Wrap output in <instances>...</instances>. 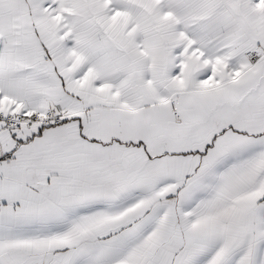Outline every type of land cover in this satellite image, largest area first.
<instances>
[{
	"label": "snow or ice",
	"instance_id": "snow-or-ice-1",
	"mask_svg": "<svg viewBox=\"0 0 264 264\" xmlns=\"http://www.w3.org/2000/svg\"><path fill=\"white\" fill-rule=\"evenodd\" d=\"M0 264H264V0H0Z\"/></svg>",
	"mask_w": 264,
	"mask_h": 264
}]
</instances>
